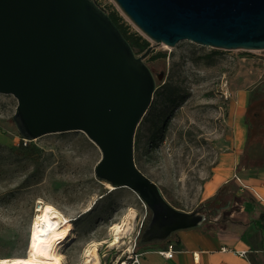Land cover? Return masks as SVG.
<instances>
[{"label":"rangeland","instance_id":"rangeland-1","mask_svg":"<svg viewBox=\"0 0 264 264\" xmlns=\"http://www.w3.org/2000/svg\"><path fill=\"white\" fill-rule=\"evenodd\" d=\"M101 1L108 13L117 11L132 32L147 38L114 0ZM148 40L153 49L144 61L157 88L136 130V165L172 205L185 211L201 208L205 223L219 228L245 193L234 181L230 190H220L207 203L202 188L229 145L233 93L248 89L251 103H264V49L225 50L191 39L169 46ZM17 104L12 94L0 92V257L25 252L41 201L76 218L63 249L64 264H80L92 242L98 243L100 264H139L136 254L150 243L141 241L142 233L137 237L146 209L138 194L129 187L112 189L97 178L102 153L82 130L24 138L13 121ZM89 205L93 209L85 211ZM130 210L136 214L134 230L112 244L111 227Z\"/></svg>","mask_w":264,"mask_h":264},{"label":"water","instance_id":"water-1","mask_svg":"<svg viewBox=\"0 0 264 264\" xmlns=\"http://www.w3.org/2000/svg\"><path fill=\"white\" fill-rule=\"evenodd\" d=\"M114 1L156 43L264 49V0ZM152 49L137 55L95 0H0V92L17 99L19 133L84 131L102 153L97 178L131 188L150 209L143 243L206 220L201 208L172 205L135 162L136 130L157 88L144 61Z\"/></svg>","mask_w":264,"mask_h":264},{"label":"crops","instance_id":"crops-1","mask_svg":"<svg viewBox=\"0 0 264 264\" xmlns=\"http://www.w3.org/2000/svg\"><path fill=\"white\" fill-rule=\"evenodd\" d=\"M250 104V90L240 89L230 101L231 135L227 149L218 157L202 193L208 200L218 196L220 190H230L237 181L245 194L230 212L224 226L206 224L178 230L166 241L151 242L144 248L139 264H264V202H260L253 189L264 195V166L249 163L240 167L248 141L245 113ZM239 177L245 188L236 179ZM253 188V189H252ZM172 245L176 250L171 259L163 258L159 251ZM247 250V257L238 254ZM197 252L199 259L195 260Z\"/></svg>","mask_w":264,"mask_h":264},{"label":"bare ground","instance_id":"bare-ground-1","mask_svg":"<svg viewBox=\"0 0 264 264\" xmlns=\"http://www.w3.org/2000/svg\"><path fill=\"white\" fill-rule=\"evenodd\" d=\"M112 189H117L111 186ZM89 205L85 211H91ZM136 214L130 210L122 222L114 224L112 244L119 243L125 234L134 230ZM65 215L50 202H43L36 211L30 225L26 250L22 254L9 257H0V264H64V246L68 243L75 230L74 220ZM97 242H92L85 249L83 260L80 264H100L97 252Z\"/></svg>","mask_w":264,"mask_h":264},{"label":"trees","instance_id":"trees-1","mask_svg":"<svg viewBox=\"0 0 264 264\" xmlns=\"http://www.w3.org/2000/svg\"><path fill=\"white\" fill-rule=\"evenodd\" d=\"M109 15L133 48H137L139 52H144L150 46L151 43L147 38L130 30V26L123 21L117 11H112ZM245 120L248 125V141L239 166L243 167L248 163H258L264 166V103L257 106L250 102L245 113ZM135 137L137 143L139 141L138 134ZM212 199H209L207 203L212 202Z\"/></svg>","mask_w":264,"mask_h":264},{"label":"built area","instance_id":"built-area-1","mask_svg":"<svg viewBox=\"0 0 264 264\" xmlns=\"http://www.w3.org/2000/svg\"><path fill=\"white\" fill-rule=\"evenodd\" d=\"M95 1L99 4V6H100L101 8H103V9L106 11V9H105V5H104V3H103L101 0H95ZM106 12H107V11H106ZM236 179H237L238 182L241 184V185H240L241 187H243V188L246 187V185L243 184L242 180H241L239 177H237V175H236ZM252 189H253V188H252ZM252 191H253V193L255 194V197H256L260 202H264V195H263V194L258 193V192L255 191L254 189H253ZM144 204H145V203H144ZM42 205H43V203H42L41 201H38L37 204H36V207H35V208H36V211H37L38 209H40ZM145 207H146V209H145V214H144L143 220L141 221V224H140V226H139L138 233H137V237L139 236V234H141L142 229H143V226H144V223H145V220H146V217H147V206H146V204H145ZM175 252H176V250L172 247V245H169L168 247L161 249V250L159 251V254H160L163 258L171 259V258L174 256ZM238 254H239L240 256L247 257V255H248V251H247V250H241V251L238 252ZM139 255L142 256L143 253L136 254V259H135V260H136L137 262H139V261H138V256H139ZM131 257H133V254L130 255V259H131ZM194 258H195V260H198V259H199V255H198L197 252L194 253ZM122 264H128V260H125Z\"/></svg>","mask_w":264,"mask_h":264},{"label":"flooded vegetation","instance_id":"flooded-vegetation-1","mask_svg":"<svg viewBox=\"0 0 264 264\" xmlns=\"http://www.w3.org/2000/svg\"><path fill=\"white\" fill-rule=\"evenodd\" d=\"M218 201V200H217ZM216 201V202H217ZM150 209L147 207V217H146V220H145V223H144V226H143V229H142V231L144 230V228L146 227V223H148L149 222V220L148 219H150ZM142 233V232H141ZM169 239V238H168ZM161 242V241H160Z\"/></svg>","mask_w":264,"mask_h":264},{"label":"snow or ice","instance_id":"snow-or-ice-1","mask_svg":"<svg viewBox=\"0 0 264 264\" xmlns=\"http://www.w3.org/2000/svg\"><path fill=\"white\" fill-rule=\"evenodd\" d=\"M16 264H19V262H16Z\"/></svg>","mask_w":264,"mask_h":264}]
</instances>
